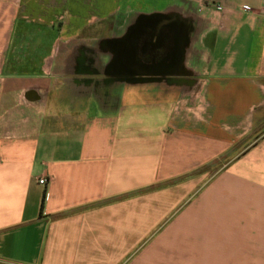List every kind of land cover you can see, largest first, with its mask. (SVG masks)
<instances>
[{
    "label": "crops",
    "instance_id": "crops-1",
    "mask_svg": "<svg viewBox=\"0 0 264 264\" xmlns=\"http://www.w3.org/2000/svg\"><path fill=\"white\" fill-rule=\"evenodd\" d=\"M0 264H264V0H0Z\"/></svg>",
    "mask_w": 264,
    "mask_h": 264
},
{
    "label": "built area",
    "instance_id": "built-area-1",
    "mask_svg": "<svg viewBox=\"0 0 264 264\" xmlns=\"http://www.w3.org/2000/svg\"><path fill=\"white\" fill-rule=\"evenodd\" d=\"M245 8H247V7H245ZM47 182H48V180L44 176L38 178V183L41 185H45Z\"/></svg>",
    "mask_w": 264,
    "mask_h": 264
}]
</instances>
